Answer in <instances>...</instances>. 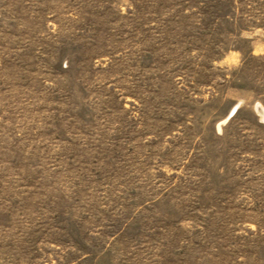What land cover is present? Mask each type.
I'll return each mask as SVG.
<instances>
[{
  "label": "rangeland",
  "instance_id": "rangeland-1",
  "mask_svg": "<svg viewBox=\"0 0 264 264\" xmlns=\"http://www.w3.org/2000/svg\"><path fill=\"white\" fill-rule=\"evenodd\" d=\"M0 264H264V0H0Z\"/></svg>",
  "mask_w": 264,
  "mask_h": 264
}]
</instances>
